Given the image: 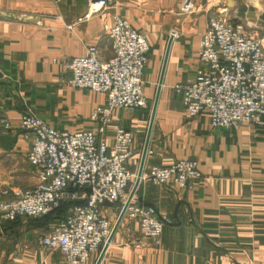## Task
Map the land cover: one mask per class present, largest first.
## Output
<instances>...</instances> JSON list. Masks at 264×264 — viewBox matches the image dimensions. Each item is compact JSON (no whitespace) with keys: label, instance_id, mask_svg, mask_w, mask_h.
I'll use <instances>...</instances> for the list:
<instances>
[{"label":"crops","instance_id":"obj_1","mask_svg":"<svg viewBox=\"0 0 264 264\" xmlns=\"http://www.w3.org/2000/svg\"><path fill=\"white\" fill-rule=\"evenodd\" d=\"M89 0H0V197L5 189L32 187L37 170L28 162L32 139L20 128L23 113H33L58 130L95 129L91 120L106 95L68 84L66 62L96 44L102 59L113 56L104 23L126 18L146 34L151 46L145 71L147 108L119 109L106 129L133 133L132 172L138 173L157 87L170 37L173 41L149 141L144 171L180 159H197L202 178L192 187L155 185L142 179L135 200L168 213L163 243L143 238L137 219L124 217L100 264H264V127L241 124L212 127L207 115L185 116L175 85L195 76L200 40L209 17L224 13L243 23L264 46V0H113L88 16ZM178 35H172V30ZM156 84L153 101L149 94ZM122 204L104 207L111 219ZM55 215L0 219V264H62L41 242ZM100 254V253H99ZM93 253L90 264H96Z\"/></svg>","mask_w":264,"mask_h":264},{"label":"built area","instance_id":"obj_2","mask_svg":"<svg viewBox=\"0 0 264 264\" xmlns=\"http://www.w3.org/2000/svg\"><path fill=\"white\" fill-rule=\"evenodd\" d=\"M111 4L113 0H89L87 15ZM193 8L192 1L180 5L182 13H191ZM104 32L112 43L110 59H102L98 46L92 44L83 55L66 62L71 71L69 85L106 95V103L97 105L91 115L98 126L58 130L33 113H23L20 128L32 139L27 158L37 170V181L32 187L5 189L0 197L2 220L56 215L41 242L59 255L62 264H90L91 255L101 252L114 227L104 207L118 203L123 207L137 176L129 167L132 131L116 128L112 143L107 142L105 134L116 110L148 107L145 71L151 46L146 34L118 15L104 23ZM171 34L178 35V31L173 29ZM199 60L195 76L175 85L185 116L205 114L212 127L222 129L241 124L264 127L262 40L243 23L230 22L220 11L209 17L200 40ZM0 124L11 126L3 119ZM201 178L199 161L192 158L166 166L152 165L142 175L155 185L183 189ZM61 209L64 213L57 215ZM125 216L137 219L141 236L157 246L163 243L165 228L174 223L168 213L135 198Z\"/></svg>","mask_w":264,"mask_h":264},{"label":"water","instance_id":"obj_3","mask_svg":"<svg viewBox=\"0 0 264 264\" xmlns=\"http://www.w3.org/2000/svg\"><path fill=\"white\" fill-rule=\"evenodd\" d=\"M191 0H187V2H190ZM173 41V37H170L169 42H168V46H167V50H166V54H165V58H164V62H163V67H162V71H161V75H160V79H159V83H158V87H157V92H156V96H155V100H154V104H153V109H152V113H151V118H150V122H149V126H148V130H147V136H146V141H145V145L143 148V152H142V157H141V163H140V167H139V171L137 173L136 176V180L134 182V185L132 187V189L130 190L128 199L126 200V202L124 203L122 210L118 216V219L116 221V223L114 224L112 233L110 235V237L108 238V240L106 241V243L104 244L100 255L98 257V260L96 262V264H100L110 243L113 240V237L116 233V231L118 230L123 218L126 215V211H127V207L130 204V202L132 201V199L135 196V193L140 185V182L142 180V175H143V171H144V165H145V161H146V157H147V153H148V147H149V141H150V137H151V133H152V129H153V124H154V120H155V115H156V111H157V105L159 102V97L161 94V89H162V84H163V79H164V74H165V70H166V65H167V61H168V57H169V51H170V47Z\"/></svg>","mask_w":264,"mask_h":264},{"label":"rangeland","instance_id":"obj_4","mask_svg":"<svg viewBox=\"0 0 264 264\" xmlns=\"http://www.w3.org/2000/svg\"><path fill=\"white\" fill-rule=\"evenodd\" d=\"M156 84H154L153 86H152V91H150V94H149V98H150V101H153V98H154V95H155V92H156ZM134 184V183H133ZM132 186L133 185H131V188H132ZM118 216L119 215H115V216H113L112 218H111V220H112V222H113V224H115L116 223V221H117V219H118ZM100 255V254H99ZM99 255H97V256H95V261H93V263L95 262H97V260H98V257H99Z\"/></svg>","mask_w":264,"mask_h":264},{"label":"trees","instance_id":"obj_5","mask_svg":"<svg viewBox=\"0 0 264 264\" xmlns=\"http://www.w3.org/2000/svg\"><path fill=\"white\" fill-rule=\"evenodd\" d=\"M64 209H61L58 213H56L57 215H60V214H62V213H64ZM51 215H55V214H51ZM56 216V215H55ZM20 218V217H19ZM19 218H17V219H19ZM17 219H15V220H17ZM55 219H56V217H55ZM15 220H12V221H15Z\"/></svg>","mask_w":264,"mask_h":264}]
</instances>
